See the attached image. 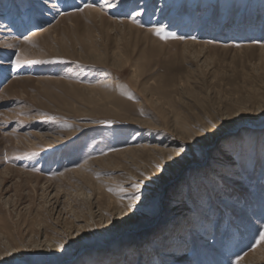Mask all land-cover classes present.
I'll return each mask as SVG.
<instances>
[{
  "label": "rangeland",
  "instance_id": "rangeland-1",
  "mask_svg": "<svg viewBox=\"0 0 264 264\" xmlns=\"http://www.w3.org/2000/svg\"><path fill=\"white\" fill-rule=\"evenodd\" d=\"M260 233L264 0H0V264H264Z\"/></svg>",
  "mask_w": 264,
  "mask_h": 264
},
{
  "label": "snow or ice",
  "instance_id": "snow-or-ice-1",
  "mask_svg": "<svg viewBox=\"0 0 264 264\" xmlns=\"http://www.w3.org/2000/svg\"><path fill=\"white\" fill-rule=\"evenodd\" d=\"M155 31H156L157 35H160L163 32V28H157V29H155ZM201 131H203V129ZM179 151L182 152L183 149H180ZM156 167L160 168L161 165H156ZM136 188H137V190H139V184L136 185ZM135 199L138 200L139 197L137 196V197H135ZM132 206H133L132 204L129 205V207H132ZM260 240L264 241V233H260Z\"/></svg>",
  "mask_w": 264,
  "mask_h": 264
}]
</instances>
